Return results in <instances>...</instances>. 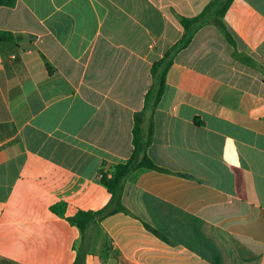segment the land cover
<instances>
[{"label":"crops","instance_id":"obj_1","mask_svg":"<svg viewBox=\"0 0 264 264\" xmlns=\"http://www.w3.org/2000/svg\"><path fill=\"white\" fill-rule=\"evenodd\" d=\"M209 1L0 5V264H264V0L231 1L233 45L205 22L174 55L129 213L70 220L107 204L152 63Z\"/></svg>","mask_w":264,"mask_h":264},{"label":"trees","instance_id":"obj_2","mask_svg":"<svg viewBox=\"0 0 264 264\" xmlns=\"http://www.w3.org/2000/svg\"><path fill=\"white\" fill-rule=\"evenodd\" d=\"M232 0H210L201 12L194 17H180L183 26L181 36L175 41L164 54L150 67V73L153 78L152 84L148 88L144 96V105L142 110L134 113V122L132 126V152L125 161L114 164L108 171L101 172L100 183L110 193L107 204L96 211H78L70 220L74 222L82 233L86 225L97 219L103 218L115 212L129 213L127 208L121 202V193L125 180L139 168H149L163 170L158 167L146 154V148L149 145L153 125L151 114L156 106V102L163 92L165 85L166 73L172 63L173 57L180 49L187 46L196 32V30L205 22L215 25L225 36L230 44H234L231 34L227 30L223 16ZM15 0H0V5L12 6ZM12 34L7 31L0 30V42L12 39ZM150 100L152 102L150 103ZM150 109V117L148 126H143L145 112ZM149 227V226H147ZM72 264H83L82 258L79 256Z\"/></svg>","mask_w":264,"mask_h":264}]
</instances>
